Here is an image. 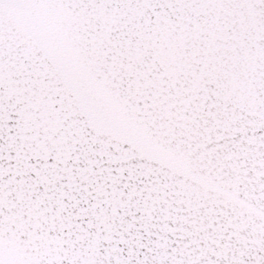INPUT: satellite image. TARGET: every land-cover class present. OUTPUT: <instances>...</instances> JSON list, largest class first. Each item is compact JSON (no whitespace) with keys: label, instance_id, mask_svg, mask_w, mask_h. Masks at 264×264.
I'll use <instances>...</instances> for the list:
<instances>
[{"label":"snow or ice","instance_id":"obj_1","mask_svg":"<svg viewBox=\"0 0 264 264\" xmlns=\"http://www.w3.org/2000/svg\"><path fill=\"white\" fill-rule=\"evenodd\" d=\"M0 264H264V0H0Z\"/></svg>","mask_w":264,"mask_h":264}]
</instances>
